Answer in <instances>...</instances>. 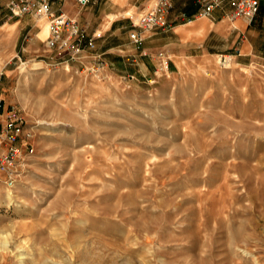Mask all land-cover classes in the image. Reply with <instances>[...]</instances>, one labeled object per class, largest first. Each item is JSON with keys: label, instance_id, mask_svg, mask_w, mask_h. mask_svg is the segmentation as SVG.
<instances>
[{"label": "rangeland", "instance_id": "obj_1", "mask_svg": "<svg viewBox=\"0 0 264 264\" xmlns=\"http://www.w3.org/2000/svg\"><path fill=\"white\" fill-rule=\"evenodd\" d=\"M6 4L0 98L28 137L0 172V264H264V58L119 74Z\"/></svg>", "mask_w": 264, "mask_h": 264}, {"label": "crops", "instance_id": "obj_2", "mask_svg": "<svg viewBox=\"0 0 264 264\" xmlns=\"http://www.w3.org/2000/svg\"><path fill=\"white\" fill-rule=\"evenodd\" d=\"M50 1L54 13L77 19L86 39L93 37L95 52L103 55L106 67L119 74H147L160 64L162 55L175 67L181 58L199 55L230 56L245 64L264 58V0H258L252 19L231 18L228 2L200 16L199 0H171L166 13L170 28L146 32L138 44L129 38L133 17L155 0H90L84 7L77 0ZM40 26L46 34L47 24L40 22Z\"/></svg>", "mask_w": 264, "mask_h": 264}, {"label": "built area", "instance_id": "obj_3", "mask_svg": "<svg viewBox=\"0 0 264 264\" xmlns=\"http://www.w3.org/2000/svg\"><path fill=\"white\" fill-rule=\"evenodd\" d=\"M89 1L77 0L81 7ZM224 2L231 6V18L243 16L252 19L259 7L258 0H199L201 7L197 15H207ZM6 6L12 16L30 15L37 19L45 18L47 24L45 45L50 50L65 54L67 63L80 60L87 49L95 46L92 36L86 39L85 28L76 18L52 11L50 0H9ZM170 7L171 0H155L153 6L140 13L132 22L130 40L138 44L142 42L146 32L170 28L171 25L166 19ZM160 64L167 67L166 56L162 55ZM24 131L23 116L15 108L5 109L0 98V172L7 176L9 182L17 175V160L22 154V147L18 141L22 136L28 137ZM28 151L32 152L33 147L30 146Z\"/></svg>", "mask_w": 264, "mask_h": 264}, {"label": "bare ground", "instance_id": "obj_4", "mask_svg": "<svg viewBox=\"0 0 264 264\" xmlns=\"http://www.w3.org/2000/svg\"><path fill=\"white\" fill-rule=\"evenodd\" d=\"M7 195H8V197H10V191H7Z\"/></svg>", "mask_w": 264, "mask_h": 264}]
</instances>
